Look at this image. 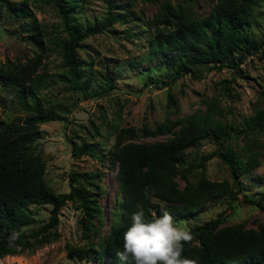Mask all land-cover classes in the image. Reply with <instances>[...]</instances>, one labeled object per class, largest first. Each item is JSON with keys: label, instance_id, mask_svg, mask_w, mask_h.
<instances>
[{"label": "trees", "instance_id": "1", "mask_svg": "<svg viewBox=\"0 0 264 264\" xmlns=\"http://www.w3.org/2000/svg\"><path fill=\"white\" fill-rule=\"evenodd\" d=\"M44 1L59 16L57 26L51 29L41 27L25 3L0 0V7L23 19L28 36L40 50L50 42L57 48L61 56L60 76L68 87L83 96L101 94L114 87L106 67L99 71L89 66L85 71V62L78 56L77 48L86 36L106 30L111 22L121 20L125 13L115 11L112 0H105L106 10L101 17L81 19L78 6L83 0ZM259 4L264 5V0H215L206 13L196 14L187 0L182 3L161 1L151 19L152 32L144 58L159 57L167 65L176 66L169 76L154 83L155 86L169 84L184 73L200 78L197 65L204 70L226 67L236 72L247 55L256 53L264 57V38L254 39L245 29L253 20L255 6ZM57 27L63 34L56 32ZM38 66V53L25 61L6 58L0 62V81L15 92L18 104L26 112L20 121L0 124V255L28 250L35 243L55 237V231L49 228L56 224L59 208L71 196L78 200L85 229L96 232L92 218L96 214L100 220V205L93 193L77 189L69 195L60 194L43 179L44 160L34 145L39 136L38 123L58 119L60 114L36 100L39 88L49 77L42 70L36 71ZM90 85L93 87L87 90ZM219 85L223 91H229L225 79L219 80ZM167 102L171 103L169 96ZM218 111L217 104L208 101L201 113L188 114L183 120L163 119L151 127L143 125L139 128L143 135L170 132L167 139L124 142V135L136 134L135 129L126 126L115 132L108 158L116 164L117 203L108 231L94 251L98 257H105L110 264H123L115 253L123 250V233L130 225L131 214L137 205L144 208L147 217L167 211L174 219H189L208 201L223 195L236 198L235 193L240 191L237 177L258 165V157L263 154L260 150L262 143L255 135L264 133V107L254 109L243 119L239 129L213 117ZM175 125L178 127L172 129ZM238 132L244 137L240 151L228 141L233 133ZM202 137H208L215 145L214 149L180 168L185 148L196 145ZM95 150V143L91 142L71 146L73 153L94 154ZM211 156L221 159L233 181L212 180L203 174L188 181L186 171L201 167ZM175 175L183 179L182 186L178 185ZM146 188L149 192L147 199L143 194ZM153 197L161 203L153 202ZM241 198L254 203L244 192ZM30 203H48L49 215L42 225L26 228L32 221L27 206ZM189 228L194 239L185 245L184 254L198 256L201 264H264V219L256 227H243L240 223L220 225L218 214ZM91 248H76V251L78 255L87 254Z\"/></svg>", "mask_w": 264, "mask_h": 264}, {"label": "rangeland", "instance_id": "2", "mask_svg": "<svg viewBox=\"0 0 264 264\" xmlns=\"http://www.w3.org/2000/svg\"><path fill=\"white\" fill-rule=\"evenodd\" d=\"M16 1L30 7L41 27L51 29L57 26L59 16L44 0ZM104 1L83 0L78 6L81 19L101 17L106 10ZM161 1L112 0L113 9L125 13L123 18L81 41L77 53L85 62V71L89 66L99 71L106 67L114 83V87L105 92L90 96H83L67 86L60 76V53L51 42L40 50L28 36L23 19L0 7V62L6 58L25 61L38 53L36 71L42 70L49 77L47 83L39 88L36 100L60 114L58 119L38 123L39 136L34 145L44 160V181L53 191L64 195L77 189L90 191L100 205V220L96 214L92 218L96 228L93 232L82 224L83 213L76 197L67 198L58 210L56 224L49 228L55 231V237L35 243L28 250L0 255V264H110L94 251L108 231L117 203L116 164L108 158L115 132L126 126L135 129L136 134L124 135V142L167 139L171 136L170 132L143 135L139 133V128L143 125L151 127L163 119L183 120L188 114L201 113L208 101H214L219 108L213 117L239 129L243 119L254 109L264 107V57L256 53L247 55L236 72L226 67L204 70L197 65L200 78L184 73L169 84L155 86L154 83L169 76L176 66L167 65L159 57L144 58L152 32L151 19ZM165 1L182 3L184 0ZM214 1L187 0V3L194 13L204 14ZM245 29L248 36L254 39L264 38L263 4L255 6L254 18ZM56 32L63 34L60 27ZM221 79L228 84V92L219 85ZM92 87L90 85L87 90ZM25 114L15 92L0 81V124L10 120L20 121ZM177 127L175 125L172 129ZM255 136L262 143L260 150L263 154L258 157V165L237 177L240 191L235 193L236 198L229 199L223 195L208 201L193 218L174 219L177 225L189 227L218 214L220 225L240 223L243 227H256L264 219V133ZM243 139L238 132L233 133L228 141L240 151L244 146ZM83 142L95 143L94 154L71 151L72 144ZM214 147L208 137L200 138L196 145L185 148L180 168L189 162H196ZM185 174L188 181H194L200 174L212 180L224 178L233 181L226 165L217 156L209 157L201 167L190 168ZM174 178L179 186L184 184L179 175ZM242 192L254 203L242 199ZM152 201L161 203L156 197ZM27 206L32 221L26 228L37 227L47 221L48 203H30ZM90 246L92 248L87 254L78 255L76 248L89 249Z\"/></svg>", "mask_w": 264, "mask_h": 264}, {"label": "clouds", "instance_id": "3", "mask_svg": "<svg viewBox=\"0 0 264 264\" xmlns=\"http://www.w3.org/2000/svg\"><path fill=\"white\" fill-rule=\"evenodd\" d=\"M143 194L149 198L147 188ZM193 239L191 229L177 225L169 212L147 217L144 208L137 205L123 233V250L115 255L123 264H201L198 256L184 254L185 245Z\"/></svg>", "mask_w": 264, "mask_h": 264}]
</instances>
